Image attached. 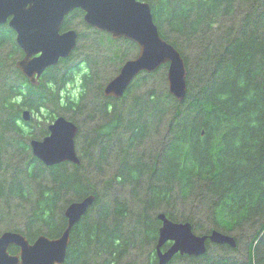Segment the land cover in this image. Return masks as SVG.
Instances as JSON below:
<instances>
[{
    "label": "trees",
    "instance_id": "trees-1",
    "mask_svg": "<svg viewBox=\"0 0 264 264\" xmlns=\"http://www.w3.org/2000/svg\"><path fill=\"white\" fill-rule=\"evenodd\" d=\"M143 1L184 58L182 101L169 93L166 64L137 75L122 97L104 96L111 74L98 53L119 69L137 45L87 25L80 9L62 25L83 28L76 47L38 85L15 66V32L0 26V232L57 236L66 206L93 193L62 264H158L160 212L236 240L207 241L203 255L177 253L167 264H264V0ZM77 75L73 100L66 88ZM59 115L78 125L79 164L47 166L32 153L30 140Z\"/></svg>",
    "mask_w": 264,
    "mask_h": 264
},
{
    "label": "water",
    "instance_id": "water-1",
    "mask_svg": "<svg viewBox=\"0 0 264 264\" xmlns=\"http://www.w3.org/2000/svg\"><path fill=\"white\" fill-rule=\"evenodd\" d=\"M73 9L83 11L84 22L111 35L134 42L138 52L123 62L118 73L104 86L106 97L120 98L132 80L142 72H153L167 65L166 79L169 93L177 100L185 97L187 69L181 53L159 33L153 21L149 2L143 0H0V26L7 24L16 34V42L23 56L16 68L33 85L45 70L68 57L78 43L75 29L62 30L67 14ZM24 120L31 118L25 109ZM49 133L42 139H31L32 153L45 165L61 162L79 164L76 149L78 125L63 115L48 126ZM95 200L91 193L70 202L64 215L67 224L57 237L38 235L32 242L21 231L0 232V264H62L70 242V232ZM161 221L156 253L158 264H167L175 254L200 256L207 251V241L236 246L235 237L214 229L209 234H197L189 221H173L164 212L157 215ZM170 242L167 248L164 244ZM15 245L18 251L11 253Z\"/></svg>",
    "mask_w": 264,
    "mask_h": 264
},
{
    "label": "rangeland",
    "instance_id": "rangeland-1",
    "mask_svg": "<svg viewBox=\"0 0 264 264\" xmlns=\"http://www.w3.org/2000/svg\"><path fill=\"white\" fill-rule=\"evenodd\" d=\"M79 21V19H77V18H75L74 20H73V22H75V23H77V24H75V25H79L78 22ZM71 28H74V29H78V31H82V29L83 28H81V27H75L74 25H72V27ZM82 42H84L83 40H80V43H82ZM137 52H138V47H137V51H135V55L137 54ZM106 56H110V53L109 52H106V53H104V51H102L100 54L98 53V62H100L103 66V69H105L104 68V66H106V68L108 69V71H109V73L111 74L110 75V77H108V79H110V78H112V77H114L117 73H118V71H119V69H118V66H114V65H112V64H109L108 65V63L109 62H107L108 61V58H106ZM134 57V56H133ZM131 58V57H130ZM104 61H106V63L104 62ZM123 64V63H122ZM121 67V66H120ZM159 79V76L157 75V77H156V81H155V84H157L158 83V80ZM166 135H167V132H163L162 133V135H161V137H159V139L162 141V138H165L166 137ZM46 136V135H45ZM34 139V138H33ZM35 139H37V138H35ZM39 139V138H38ZM122 196H125V194H122ZM244 248H240L239 250V254H234L235 256L234 257H236V258H242L243 257V255H244V250H243ZM218 253V251L215 253V254H217ZM238 256V257H237ZM144 261V258H140L139 259V262H141V261Z\"/></svg>",
    "mask_w": 264,
    "mask_h": 264
},
{
    "label": "clouds",
    "instance_id": "clouds-1",
    "mask_svg": "<svg viewBox=\"0 0 264 264\" xmlns=\"http://www.w3.org/2000/svg\"><path fill=\"white\" fill-rule=\"evenodd\" d=\"M86 71V70H85ZM79 84H80V77L79 75L76 76V88L73 90V85L71 83H69L67 85V88H66V94L70 95V97L75 100L80 92L82 91V89L79 87Z\"/></svg>",
    "mask_w": 264,
    "mask_h": 264
},
{
    "label": "flooded vegetation",
    "instance_id": "flooded-vegetation-1",
    "mask_svg": "<svg viewBox=\"0 0 264 264\" xmlns=\"http://www.w3.org/2000/svg\"><path fill=\"white\" fill-rule=\"evenodd\" d=\"M63 30V29H62ZM65 30V29H64ZM66 224H67V219H66ZM71 231H72V229H71ZM60 235V234H59ZM59 235H57V236H59ZM57 236H54V237H57ZM29 240V239H28ZM70 240H71V232H70ZM30 241V240H29ZM33 241V240H32ZM32 241H30V242H32ZM69 244H70V242H69ZM69 244H68V246H69ZM12 246H15V245H12ZM15 247H17V246H15ZM10 248V247H9ZM67 249H68V247H67ZM10 251V250H9ZM17 251H18V247H17ZM16 251V252H17ZM12 253V252H11ZM15 253V252H14ZM66 253H67V251H66ZM66 258V257H65Z\"/></svg>",
    "mask_w": 264,
    "mask_h": 264
}]
</instances>
